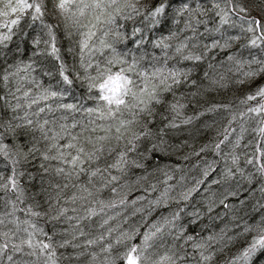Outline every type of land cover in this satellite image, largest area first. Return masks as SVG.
Returning <instances> with one entry per match:
<instances>
[{
    "label": "snow or ice",
    "instance_id": "1",
    "mask_svg": "<svg viewBox=\"0 0 264 264\" xmlns=\"http://www.w3.org/2000/svg\"><path fill=\"white\" fill-rule=\"evenodd\" d=\"M259 10L261 16L251 15L247 0H0V264H214L229 244L249 236L224 264H264V84L240 100L246 108L239 113V132L232 127L233 113L221 138L194 152L210 151L226 161L217 177L209 181L217 162L206 160L200 177L176 195L174 189L186 178L173 185L170 170L155 169L165 185L155 198L149 195L157 192L158 183H140L152 175L145 161L168 153L169 131L231 108L211 105L198 115H185L187 105L177 89L197 81L190 80L191 68L177 64L209 61L208 69L215 71L227 63L228 72L244 78L236 81L240 84L264 75V58L251 54L253 49L264 54V8ZM25 17L29 27L37 21L41 26L26 59L20 44L9 47L18 33L27 35L20 29ZM226 26L244 34L242 47L250 50V59L227 54L240 35L227 34ZM166 28V35L153 39ZM58 40L67 43L63 54ZM219 52L226 53V60L217 65L211 61ZM47 57L58 62L54 85L42 78L54 75L42 67L41 58ZM204 77L225 86L224 74L215 79L205 71ZM76 87L82 89L78 98ZM248 121L256 123L251 132L257 137L256 152L244 160L251 171L236 153ZM133 169H145L136 190L148 195L129 200L132 188L126 178ZM24 180L29 186L38 181L36 190L30 191ZM254 183H259L260 199L247 219L233 215L232 226L219 233L190 232L180 223L184 207L148 222L157 208L188 202L202 186L207 192L213 185H227L219 205L232 208L229 197H238L244 184L253 191ZM105 190L112 199L100 198ZM215 206L213 200L208 212ZM129 207V216L106 211ZM137 215L140 221L129 224ZM188 215L190 224L199 219V213ZM119 216L123 223L112 226ZM233 228L240 231L228 235ZM137 237L139 243H133Z\"/></svg>",
    "mask_w": 264,
    "mask_h": 264
},
{
    "label": "trees",
    "instance_id": "2",
    "mask_svg": "<svg viewBox=\"0 0 264 264\" xmlns=\"http://www.w3.org/2000/svg\"><path fill=\"white\" fill-rule=\"evenodd\" d=\"M203 2V0H202ZM251 7V15L253 16H261L260 8H264V4L259 3V0H247ZM50 8V5H49ZM51 17L46 16V20H50ZM203 19L209 20V27H213L214 23L210 17H203ZM218 22V18H215ZM30 19L25 17L21 21L20 29L27 33L26 36H22L19 33L13 37V41L9 45L10 49H15L17 44H20L22 49H25L26 55L25 59L28 55L31 54V40L41 33V26L39 21L35 24H32L31 27ZM170 27H174L169 25ZM227 34L229 35H240V39L233 43L232 48L228 51L227 54H233L237 57H242L244 59H250V50L243 48L242 45L246 43V38L244 34L239 33L238 29H230L227 28ZM200 31H203V26L200 27ZM161 34H167V28L163 30V32H157L153 35V39L156 36ZM46 38V37H44ZM183 37L181 36V39ZM219 38V37H217ZM210 39V38H208ZM207 42V40H206ZM172 44L178 43L177 40L171 41ZM58 46L61 47L62 54L64 53L67 43L61 42L58 40ZM41 48L44 47L43 44L40 45ZM159 52V50H156ZM251 54L261 56L264 58V54H261L258 50H251ZM13 55L10 52L8 56V62H13ZM65 59L71 63V58L65 56ZM42 60V67L44 69L50 70L54 75L53 77H42L45 83H52L53 85L56 83L57 77L55 73L57 71V64L58 62L52 58H41ZM221 60H226V53L219 52L216 55V60L211 61L219 65ZM209 61L201 62L198 66H194L191 62L181 61L177 64V67L181 68H191L192 74L190 80H196V85H182L180 88L177 89V96H183L184 99L181 101L185 103L187 107L184 109V114L187 116L198 115L200 112L205 111L211 105H231L229 111H217L212 113H206L203 116H199V119L193 121L190 125H183L178 129L171 130L165 136V139L168 141V144L171 147L168 149L167 154H156V156L152 157L151 159L145 161L146 163V170L147 172L152 173L149 176L148 181H141L140 183L147 187L148 183H158V190L157 192H153L149 195V199L155 198L160 191L163 190L164 184L162 181L164 180V176L161 172L155 171L157 168H164L166 170L172 171L174 179L169 181V183L176 185L177 181L180 180L181 176H184L186 179L183 182V185H178L174 191L173 195H176L180 190L181 187H190L194 180L193 178H199L201 175V169L204 166V161H213L215 160L217 163L215 165L216 172L212 173L209 176V181L218 176L219 172L223 169L224 164L226 163L225 160L221 159L218 156H215L212 152L202 153L200 156L194 155V152L198 151L202 146L206 144H213L221 137L219 133L223 131L224 127L227 125L228 120L231 119V115L233 113L237 114V121L233 123L232 127L237 129L239 132L240 127V119L239 113L244 111L246 106L241 105L239 102L243 99L247 94L254 91L255 88L261 84H264V75L255 78L254 81H245V83L240 84L236 81L239 79H244L239 73L233 71L228 72L227 68L229 65L225 63L223 66H218L215 71L208 69L207 64ZM175 63V62H172ZM208 71L210 75L215 78L219 79V74H224L226 79L221 81L222 84L225 86L220 87L219 85H213L210 83L208 79L204 77V72ZM82 89L76 87L74 89V95L78 98L81 94ZM196 93V95H193ZM71 97L68 98V102H71ZM169 99L172 98L169 96ZM254 103V102H252ZM247 129H249L244 134V139L241 141V147L236 149V153L241 157V166L245 167L248 171H251V166L244 164V160L253 155L256 152V144H257V137L254 133L251 132V129L256 127V123L254 121H248L244 125ZM251 142V143H249ZM244 145H248L244 147ZM264 147V143L260 145ZM223 147V146H222ZM229 148L224 147V152H228ZM188 156V159L185 157ZM230 163V161H228ZM200 167H197V165ZM175 169H179L176 171ZM35 171V170H33ZM145 174V169H133L129 176L126 178L128 181L129 186L132 188V194L129 196V200L135 198L138 195H148L144 193L142 190L138 191L136 188V180L139 176ZM22 183H25L26 186H29V183L24 180ZM38 181H33L29 186L30 191H35V185ZM228 187L227 185H213L209 191L205 192L204 186L201 187V191L194 194L192 199L188 202H183L181 204L170 203L167 207H160L157 208L155 211L148 216V222L151 223L154 220L159 219L162 215H169L172 211L176 210L179 207H184L185 211L182 213V220L180 223L185 225L186 228L192 233H199L201 236H207L209 234L219 233L220 229L224 228L226 225L229 227L232 226L233 221L231 217L236 215L237 217H244L247 219V213L251 211V206L256 203L258 199H260V193L258 191L259 183H254L251 188L253 191H247L245 189L249 188V185L244 184L243 187L239 190L240 194L238 197H229L226 203L233 205L232 208H224L222 205H219V200L222 198V194L225 192V188ZM232 190H235V184L232 185ZM125 192L128 191V188L124 189ZM215 193L213 197L212 194ZM100 198L108 201L112 199V194L105 190L100 194ZM215 201V207L212 212H208V205L212 201ZM245 200V204L241 205L240 201ZM264 202V201H261ZM143 203H147L146 201ZM140 205H137L139 207ZM108 215H115L117 212H123V216H129L132 212V208L129 207L126 210L122 208H116L108 210ZM199 213V219L195 224H190L189 221L193 219L190 217L188 213ZM123 216H119L116 220L110 221L112 226H116L117 224L123 223ZM141 219L140 215L132 217L129 220V224L137 223ZM125 228L128 227V224L123 225ZM145 228H141V232H143ZM240 231V229L233 228L228 235H233L235 232ZM249 237H239L233 243L229 244L228 247L225 248L223 253H220L215 258L214 264H224V260L232 255H234L239 249L246 246ZM133 243H139V237L133 241ZM64 251V250H61ZM71 251V249H68ZM261 260L264 261V257H261Z\"/></svg>",
    "mask_w": 264,
    "mask_h": 264
}]
</instances>
